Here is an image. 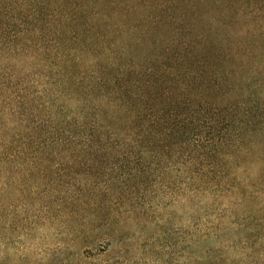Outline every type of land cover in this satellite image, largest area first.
<instances>
[{"label":"trees","instance_id":"obj_1","mask_svg":"<svg viewBox=\"0 0 264 264\" xmlns=\"http://www.w3.org/2000/svg\"><path fill=\"white\" fill-rule=\"evenodd\" d=\"M163 191L181 264H264V0H0V234L21 203L130 264Z\"/></svg>","mask_w":264,"mask_h":264},{"label":"rangeland","instance_id":"obj_2","mask_svg":"<svg viewBox=\"0 0 264 264\" xmlns=\"http://www.w3.org/2000/svg\"><path fill=\"white\" fill-rule=\"evenodd\" d=\"M56 162L58 164H55ZM78 162L80 165L82 162H85L93 166H78ZM112 162L100 158L56 159L52 163V166H54L51 171L54 173L57 171L60 173L59 175L93 176L95 174L103 177L110 174V170L117 172V169L109 168ZM99 163H101L100 166ZM68 165H73V167L70 168ZM34 170L33 176L31 173L20 175L21 180L32 179L34 176H38V170ZM79 192L81 194L80 199L83 202H90L88 198L89 194L81 190ZM117 192L118 190L113 192L116 194L111 201L116 199L115 202L124 203L125 201L132 200V193L125 192L118 195ZM101 197L105 199V197ZM140 201L155 202L153 194L149 193V191L138 202ZM4 202H8L7 204H9L12 200L5 198ZM179 209L177 204L171 202V198L166 191L156 196L154 210L147 217L149 221L146 224L139 221V226H143L141 227L142 230L133 229L130 232V235L134 238L139 239L141 236L144 237L141 241L142 248L140 250L134 248L133 252L126 256L131 261L130 264H141L136 263L137 257L140 259L145 258V264H181L180 240L183 220ZM21 210H25L29 218L25 217L24 223L21 222L22 226L20 227L18 224L19 228L15 227V230L12 232L11 230L14 227L12 226L14 223L12 219L14 215H17L21 220L23 216H27L25 213H20ZM12 213L14 214H5L6 224L3 226L5 230L0 234L4 238L3 245L0 246V264H112L120 261L115 255L108 253L100 255L106 252L105 250L108 248L106 243L90 246L89 243L72 241L68 232L65 231L66 229L57 222L54 226L44 225V221L41 219L40 221L33 222V219L39 220V217L35 216L37 212L26 209L21 203L13 205ZM30 226L33 229L27 232L26 228Z\"/></svg>","mask_w":264,"mask_h":264}]
</instances>
